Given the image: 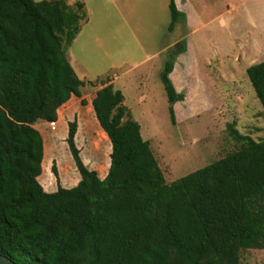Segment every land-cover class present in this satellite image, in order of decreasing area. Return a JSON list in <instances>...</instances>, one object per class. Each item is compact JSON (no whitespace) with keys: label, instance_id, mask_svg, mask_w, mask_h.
I'll return each instance as SVG.
<instances>
[{"label":"trees","instance_id":"obj_1","mask_svg":"<svg viewBox=\"0 0 264 264\" xmlns=\"http://www.w3.org/2000/svg\"><path fill=\"white\" fill-rule=\"evenodd\" d=\"M169 8L172 31L186 14L176 0ZM87 20L82 0H0V253L18 264H239L242 249L264 248V138L232 123L238 149L168 183L123 92L105 84L110 76L92 99L112 147L107 175L85 163L76 116L66 142L81 178L63 187L53 165L58 188L44 189L36 125L56 122L73 95L88 104L68 57ZM186 44L161 73L174 124L186 95L170 75ZM247 74L264 115V60Z\"/></svg>","mask_w":264,"mask_h":264},{"label":"rangeland","instance_id":"obj_2","mask_svg":"<svg viewBox=\"0 0 264 264\" xmlns=\"http://www.w3.org/2000/svg\"><path fill=\"white\" fill-rule=\"evenodd\" d=\"M82 1L88 20L68 48V57L86 82L83 97L91 100L96 89L92 86L119 75L116 86L123 84V91L117 88L126 96L125 106L140 123L168 183L238 149L241 144L229 129L232 123L257 141L264 138L262 105L246 71L248 65L264 60V50L247 58L239 51L244 37L247 42L257 39L259 23L264 24V0H188L191 25L202 24L191 38L186 13V19L169 31V0H114L119 13L112 8L113 0ZM183 39L186 49L175 57L170 76L186 95L175 105L174 124L161 73ZM139 61L143 62L134 68ZM76 111L80 117L87 109ZM36 127L45 147L41 180L52 186L57 181L52 166L57 165L58 181L64 179L68 185L67 180L79 173L66 142L68 120L41 121ZM77 138L89 166L95 164L98 173L109 168V141L98 125L80 117ZM239 264H264V248L242 249Z\"/></svg>","mask_w":264,"mask_h":264},{"label":"crops","instance_id":"obj_3","mask_svg":"<svg viewBox=\"0 0 264 264\" xmlns=\"http://www.w3.org/2000/svg\"><path fill=\"white\" fill-rule=\"evenodd\" d=\"M70 2H72V1H70ZM105 2H107V4H109V2H108V0H105ZM104 2V4H103V6L104 5H106V3ZM176 3H177V6H178V8L181 10V11H183V12H185L186 14H187V16H188V21H189V24H190V26H189V29H190V38H191V35L193 34V32H194V30H196L199 26H201L202 24L201 23H199V24H196V21L194 22V25L192 26L191 25V16H190V11H188V9L189 8H187L186 7V5H188V0H176ZM111 5H112V8H113V10L114 11H116V12H118L119 10H118V8L116 7V5H115V3H114V0L111 2ZM181 5H183V6H185V8L186 9H183L182 8V6ZM105 7V6H104ZM119 13V12H118ZM260 24V30H258V33H257V39L256 40H248V42H247V39L244 37L243 38V41L242 42H244L245 43V46H244V48H242V49H240L239 51L241 52H244L245 53V58H247L251 53H258V52H260V51H263L264 50V46H263V48H261L260 49V47L262 46V44L264 43V24L263 23H259ZM254 26H256V25H254ZM254 29L256 28V27H253ZM192 42V41H191ZM143 61H139V62H137V63H135V66H134V68H136V67H138V66H140V64L142 63ZM71 64L73 65V62L71 61ZM251 65V64H250ZM250 65H248V66H250ZM247 66V65H246ZM73 67H74V65H73ZM248 68V67H247ZM74 69H75V67H74ZM174 69H175V67H174ZM76 71V70H75ZM174 71V70H173ZM247 71V70H246ZM173 73V72H172ZM171 73V77L173 76V74ZM119 79V75H116V76H112V77H110V81H108V82H106L105 84H109V83H111L113 86H114V88L115 89H119V88H123V84H122V86H116V82H117V80ZM103 85L102 84H100V85H98V86H96V87H94L93 89H95V91H94V93L92 94V99L95 97V95H96V92H97V90L99 89V88H101ZM176 86V85H175ZM117 87H119V88H117ZM178 88V87H177ZM122 91H123V89H122ZM123 94H124V92H123ZM92 99L91 100H88V104L87 105H83L82 103H81V98L80 97H77V96H75V95H73L71 98H70V100L69 101H67L64 105H62L60 108H59V110H58V120L56 121V122H52V123H59L62 119L64 120L65 119V121L67 122V120L68 121H70V120H72V117H76L77 116V118H78V122L80 123V117L83 119V120H89V121H91L92 123H94V124H96V125H98L100 128H101V126L99 125V123H98V120H97V118H96V115H95V111H94V109H93V105H92ZM125 102H126V96H125V94H124V104H125ZM177 104V103H176ZM77 107H79V110H85V109H87V112L85 113V114H83V113H81V115H80V117H79V115H78V112L76 111V109H77ZM92 135H90V138H92L91 137ZM89 138V137H88ZM77 135H76V141H77ZM111 149H112V147H111V142H109V151H111ZM44 156H45V153H44ZM109 157V156H108ZM111 158L109 157V163H108V165H110V160ZM86 164H87V162H85ZM88 165V164H87ZM88 167L90 168V169H95V170H97V171H99L98 170V168H96V166H95V164H93L92 166H89L88 165ZM109 167V166H108ZM107 172H108V169L106 168V170H105V168H102L101 170H100V176L102 177V178H104L106 175H107ZM74 175V177H72V178H69L68 180H67V182H68V185H66L64 182H63V180L64 179H62V182H61V185L63 186V187H72V186H75L78 182H79V180H80V174L79 173H74L73 174ZM41 184H42V186L44 187V189L46 190V191H48V192H53V191H56L57 190V188H58V184H57V181L56 182H54V184L52 185V186H50L49 185V181L48 180H43V181H41Z\"/></svg>","mask_w":264,"mask_h":264},{"label":"water","instance_id":"obj_4","mask_svg":"<svg viewBox=\"0 0 264 264\" xmlns=\"http://www.w3.org/2000/svg\"><path fill=\"white\" fill-rule=\"evenodd\" d=\"M0 264H18L17 262H15L14 260H12L9 257L3 256L0 253Z\"/></svg>","mask_w":264,"mask_h":264}]
</instances>
